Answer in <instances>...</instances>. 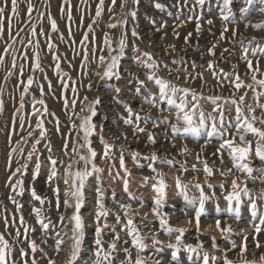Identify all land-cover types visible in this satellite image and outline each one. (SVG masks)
<instances>
[{"label":"rangeland","instance_id":"obj_1","mask_svg":"<svg viewBox=\"0 0 264 264\" xmlns=\"http://www.w3.org/2000/svg\"><path fill=\"white\" fill-rule=\"evenodd\" d=\"M29 3L34 6L31 17L27 14ZM98 4L99 0H68V3H65V0H17L18 15L13 16L10 12V0H8L5 17L0 21L3 26V31L0 32V58L3 59V64L0 65V90H2L5 105V111L3 115H0V234L10 245L9 264H13V261L15 264H25V261L27 264H32L33 258L36 264H49V260H55L56 264H66L70 254L69 237L72 227L67 217L72 214L73 209H65L64 201L67 199L69 203H73V200L70 196H65L66 192L71 191V179L69 184L64 183L65 173L70 164L73 171L84 167L82 160L79 164H73L74 160H79V156L72 151V148L78 142L83 143V131L79 128L80 117L89 114L87 105L97 97L101 99V104L97 106L98 115L93 117V123L97 125V129L90 140L92 147L98 153L94 162L104 171L98 175L93 174L85 185L87 202L82 212L85 215L87 227L84 251L79 264H91L94 259L90 249L96 226L93 222V207L97 187L103 191L104 204L109 210L106 221L109 228H105L103 233L105 247H108L116 233L120 236V240L117 241V250L113 253V264H120L121 261H125L126 264L124 248L131 251L133 260L137 255V249L132 245V237L128 235L127 229L123 228L128 216H131L140 235L144 238V243L148 246L144 252L140 253L147 264H153L157 260H160L162 264H203L205 252L209 254V264H223L225 255L232 264H242L240 248H232L230 240L240 245L244 232L248 233V250L244 253L243 259L261 264L260 257L264 255V231L255 237V240L260 243V247L257 248L254 240V224L259 223V217L251 216L249 198L243 197L242 194L244 201L241 208L242 218L237 221L226 211L228 202L225 197L232 190V180L239 177L237 182L243 187L242 182L246 181L252 193V200L260 205V212L264 213V200H260L257 196L264 191V178L256 171L253 172L252 178L240 173L233 166L227 150H221L223 164L217 158L219 153L217 156L212 155L224 139L235 135L233 126L236 111L231 100L239 101L240 96L244 95L245 99L240 107L249 117L253 113L248 112V107L255 109L254 115L257 117L255 126L264 127L259 123V120L264 118V112L258 106L264 104V96L259 100L255 98V94L264 92V88L252 79L257 61H259L260 71L255 73L256 79H264V54L258 51L264 48V30L251 26L264 23V14L259 11V8L264 6L261 5V0H255L254 5L251 6L247 5L245 0H233L230 5L233 15L229 21L222 19L223 0H204L203 4H200L199 0H139L138 4L133 3V0H127L126 5L123 4V0H116L114 6L111 0H104V10L97 18L95 13ZM156 4L162 7L157 8ZM242 8H247L248 11L242 12ZM132 11L136 12L135 18L130 15ZM69 12H71V19L68 18ZM52 20L57 23L58 30L55 32L51 30ZM208 20H212L213 23H207ZM121 21L126 23H120ZM109 24H117V27L109 28ZM89 25L93 31H89ZM197 27L200 28L199 32L196 31ZM225 27L229 31L224 33L225 38L221 39V33ZM33 29H35V35H33ZM133 29L136 30L137 36L132 35ZM189 33H191L190 36ZM105 34L109 36L112 41L111 47L116 51L110 53L108 46L103 43ZM84 35L88 36L87 41L83 40ZM122 36L126 40V47L125 55L120 61L121 79L113 78L110 81L101 79L110 56L116 55L119 51V41ZM49 44L54 45V48L50 50ZM213 45H215L214 48ZM137 48L139 52L135 51ZM244 48L248 49V60L253 63L252 69L247 67V61L243 59ZM210 49L215 53L214 55L211 54ZM254 50L255 55H253ZM145 52L150 53L159 65L155 72L157 77L170 81L177 87H189L198 94L202 93L204 97L221 98L217 104L222 106L221 110L224 114L223 127L226 130L224 137L208 135L213 117L217 127L220 128L217 105L212 104L209 99L199 101L200 110L205 113L208 124V128L199 136L173 134L170 126L165 123L153 126L151 120L160 121L166 118L171 123H175L177 109L169 105L166 100H162L159 95V86L147 79L152 70L144 65L136 64L134 59L136 56L147 60V57L143 55ZM37 53L42 71L35 68ZM85 55L87 60L84 58ZM100 56L105 57L106 63L103 65L100 62ZM13 61H15V67H13ZM57 63L60 65L59 76L55 67ZM209 63L212 64V69H209ZM193 64L196 66L193 67ZM129 69L139 80L145 81L147 89L155 98L153 103L143 99V96L147 95L144 89H142V95L137 96L133 85L127 83L133 78L129 74ZM185 70L193 75L186 76ZM196 73L203 75L197 76ZM29 75L34 77V82L28 93L23 94ZM236 75H239L245 85L238 90L233 83ZM21 80L24 81L23 84L20 83ZM49 82H51L50 87ZM62 84L68 87L65 89ZM247 85L251 87H246ZM39 86H43V94ZM116 87L121 89L119 94L114 91ZM72 89H75V92ZM22 94L24 108L17 112ZM180 95L182 93L178 94V103ZM114 96L127 101L134 112H138L141 117H151L147 124L143 119L139 121L140 127L144 128L145 132L137 133L132 126L123 123L120 117L126 116L127 113L122 104L113 100ZM84 97L88 99L85 100ZM65 98L68 100L67 107L64 105ZM40 99L45 101L47 112H44L43 105L35 103ZM225 101L229 102L225 103ZM34 104L35 108L40 110L36 114H33ZM40 120H43L44 128L47 129L43 137L40 136L41 129L37 128ZM57 121L59 130H57ZM73 124L77 127L74 128ZM101 124H103L102 129ZM148 134L155 137V144L149 142ZM101 137L114 145L110 154L111 159H105L101 155L103 151ZM246 139H252V137L248 135ZM37 140H40L38 145L35 144ZM65 143L68 144L67 150L63 148ZM34 145L37 151L33 153L32 160L28 161V153L33 151ZM46 145H50L51 152ZM185 145L189 149L187 152L182 151ZM121 148H123L125 167L131 173L126 177L129 181V191L136 197L142 198L143 204L139 200L130 199L123 190L120 177H124L125 173L119 161ZM12 149L16 151L13 152ZM78 152L80 155L88 156L87 147L78 148ZM133 153H139L136 160L132 159ZM153 154L158 159L152 166L157 172L164 174V180L168 185L166 190L168 198L160 211L168 214V222L173 228L187 229L182 238L178 261L172 260L171 253L174 249L168 247L169 244L176 243L177 233L170 235L159 227V220L152 212L154 205L152 180L145 182L143 179L145 176L156 175L149 167L150 159H146ZM49 155L57 160V176L51 185L46 183V177L51 168ZM9 157L11 158L10 168ZM37 159L41 163V173L35 181H32L33 165ZM165 159L172 160L173 164L160 163ZM250 159V166L254 169L264 167V163H261L254 154ZM203 160H207L209 167L213 169L212 176L204 173L201 163ZM26 162L28 163L27 171L22 169V174L17 173L12 176V172ZM182 164L187 171L181 169ZM117 173L120 176H117ZM10 177L11 183H9ZM177 177L182 184L187 185L188 196L196 198L197 203L189 204L178 194ZM17 179L24 181L22 194L19 188L13 191ZM197 183L201 184L205 194L211 197L206 201L208 216L201 217V234L199 235L195 231L194 219L191 225L188 223L199 206L200 191L195 187ZM208 184L214 187L209 189ZM220 184L224 185L223 189L219 187ZM57 186L60 189L59 208L56 207V197L53 194V189ZM33 187L38 195L45 198L44 204H40L32 197ZM113 191L116 193L115 198L112 196ZM122 204H130L131 208L125 209L121 206ZM217 205L221 209L220 212L215 211ZM35 208L41 209L39 219L49 223L48 229L41 227ZM61 215L66 217L63 222L59 219ZM117 215L120 217L119 222L115 219ZM214 218L221 220L222 227L225 223L232 225L234 234L231 235L230 240L225 239L215 229ZM103 223L102 220V225ZM112 229L115 231L113 232ZM65 231L68 232V236L64 235ZM56 233H60L65 241L59 251L55 249ZM213 236L217 245L215 248L212 246ZM153 237L161 243L155 244ZM31 241L37 244L35 253L31 251ZM200 244L203 245L202 248L197 247ZM189 245L197 248V251L189 252ZM21 250L28 255H22Z\"/></svg>","mask_w":264,"mask_h":264},{"label":"snow or ice","instance_id":"obj_2","mask_svg":"<svg viewBox=\"0 0 264 264\" xmlns=\"http://www.w3.org/2000/svg\"><path fill=\"white\" fill-rule=\"evenodd\" d=\"M65 3H68V0H65ZM112 5L114 6L116 4V0H111ZM133 3L138 4L139 0H133ZM200 4L204 3V0H199ZM233 3V0H223L224 10L222 11V19L224 21H229V18L233 15L232 8L230 5ZM245 3L247 5H254L255 0H245ZM123 4H127V0H123ZM10 12L13 16L18 15V9H17V0H10ZM261 5H264V0H261ZM8 6V0H0V21H2L5 17L6 7ZM157 8H161L162 5L156 4ZM34 10V6L29 3L28 4V10L27 14L29 17H31V13ZM104 10V0H99L98 7L96 9V17H100L102 12ZM123 11V7H122ZM242 12L248 11L247 8H242ZM260 13L264 14V6H261L259 8ZM130 15L135 18L136 12L132 11ZM68 18L71 19V12L68 13ZM95 22V21H93ZM120 23H126V21H121ZM207 23L212 24V20H208ZM254 28L264 30V23H257L251 25ZM109 28H115L117 27V24H109ZM51 30L57 31V23L55 20L51 21ZM3 31V26L0 24V32ZM89 31H93L91 25H89ZM159 31V29H157ZM197 32L200 31V28L197 27ZM229 29L225 27L223 29V32L221 33V39H224V33H227ZM33 35H35V29L32 30ZM235 34V33H233ZM126 35V34H125ZM132 35L137 36V32L135 29L132 30ZM191 33H189V36ZM84 41L88 40V36L84 35L83 38ZM103 43L108 46L110 53L113 51H116L115 49H112L111 44L112 41L110 40L109 36L107 34L104 35ZM243 43V42H241ZM49 49L51 50L54 48V45L49 44ZM125 47H126V40L122 36V38L119 41V51L116 55H111L110 60L106 63L105 57L100 56V62L101 64L106 63V69L101 76V79L105 80H112L115 78L116 80L121 79L120 75V61L122 57L125 55ZM215 45H213V48ZM136 52H139V49H135ZM258 51L262 54H264V48L258 49ZM211 54H215L210 49ZM256 54V51L254 50L253 55ZM144 57H147V60H142L140 56H136L135 62L138 65H144L148 69H151L152 71L147 76V79L149 81H154L156 85L159 86V95L162 100H166L167 103L171 106H175L177 109L176 115H175V123H171L166 118L160 121L157 120H151L150 116L147 117H141L138 112H134L133 108L129 105L127 101L120 100L118 96H114L113 100L116 103L122 104L124 107L125 112L127 113L126 116H121V120L125 125H130L133 127V130L137 133L145 132V129L140 127L139 121L142 119L144 120V123L147 124L150 120L153 126H158L159 123H165L168 124L171 128V132L173 134H191L192 136H199V134L208 128V124L206 123L205 113L200 110L199 101L201 99H209L211 100L212 104L217 105L216 111L220 114V128L217 127V123L215 118H212L211 123V131L208 132L209 136L212 135H219L221 137H224L225 135V129H224V114L221 110L222 106L218 105L217 102L221 99L220 97H204L201 94H198L195 90L189 88V87H177L173 85L170 81H166L162 78H159L155 75L156 70L158 69L159 65L156 63L155 60H153L150 53L145 52L143 53ZM85 60H87V56L85 55ZM57 61L59 60V57H56ZM243 59L247 61V67L249 69L253 68V63L251 60H248V49L244 48V56ZM175 62V61H174ZM3 64V59L0 58V65ZM196 65L193 64V67ZM13 67H15V61H13ZM56 71L57 75H60V65L59 63L56 64ZM212 64L209 63V69H212ZM35 68L40 69V59L39 54H36L35 57ZM42 71V69H40ZM222 71V70H221ZM259 61H257V67L253 70V76L252 79L256 81V83L264 88V79H256V72H259ZM11 73H9L10 75ZM129 74L133 77L132 79L128 80L127 83L133 85L134 92L137 96L142 95V89L147 93V95L143 96V99L148 103L154 102V96L151 93L150 90L147 89L145 81L139 80L138 77L135 76L134 73L131 72L129 69ZM186 76H192V73H188L187 70H185L184 73ZM22 75V71H21ZM67 75L66 73L64 74ZM97 75H100V73H97ZM195 75L201 76L202 73H196ZM7 79V78H5ZM34 82V77L32 75H29L27 77V84L24 87L23 94H27L29 91L30 86ZM21 84L24 83L23 80L20 81ZM235 88L238 90L241 87H245L243 84V81H241L239 75L235 76V81H233ZM51 86V82H49V87ZM63 88H67L68 85L62 84ZM246 87H251V85H247ZM89 88H91V85H89ZM39 90L41 94H43V86H39ZM73 92H75V89H72ZM115 93L119 94L121 89L119 87H116L114 89ZM179 96V103L177 102L178 94H181ZM23 94L21 95V102H20V108L16 109L17 112H19L21 109L24 108L23 103ZM246 95V94H245ZM264 96V92H257L255 94V98L259 100L260 97ZM190 97V99H189ZM85 100H87V97H84ZM245 96L242 95L239 98V101L233 99L231 100V104L235 105V124L233 126L235 135H232L230 138H226L223 140V142L219 145V148L216 150V152H213V156L218 155V159L220 160L221 164H223V152L221 150H227V154L230 157L233 166L242 174H246V177L252 178L253 172H259L261 177L264 178V167L259 169H254L251 167V159L250 157L254 154L255 157L259 158L261 163H264V127H256L255 123L257 122V117L254 115L255 109H253L251 106L248 107V112L253 113L251 117L248 115H245L244 110L240 107V105L244 102ZM229 101H225L227 103ZM35 103H38L40 105L44 106V112H47V106L45 105V101L43 99H40L38 101H35ZM101 104V99L99 97L93 99L90 101L87 105V111L88 115L80 117L81 124L79 125V128L83 131V143H77L73 146L72 151L76 153L79 156V160H74L73 164H79V162L82 160L84 161V167L83 169L77 168L75 171L72 170V165L70 164L68 166V169L65 173L66 178L64 179V183L67 185L69 184V179H71V191L66 192L65 196H70L73 200V203H69L67 199L64 201V207L65 209L72 208L73 212L70 216L67 217V220L69 224L72 225L70 231L71 236L69 239L71 240L70 247V254L66 261V264H79L81 259V254L84 251V241L86 237V218L85 215L82 212V209L85 208L86 202H87V196L85 192V185L88 181V178L93 176V174H100L104 171V169L98 167L95 164V158L97 157L98 153L96 150L92 147V142L90 140V137L95 133L97 129V125L93 123V117H96L98 115L97 112V106ZM64 105L67 107L68 100L67 98L64 99ZM73 105H75V100H73ZM259 108L262 112H264V104H259ZM5 111V105L4 100L2 99V90H0V115H3ZM39 109L35 108V104L33 105V114H36L39 112ZM83 111V109H82ZM54 115V114H53ZM232 123L231 121L229 122ZM259 123L261 125H264V118H261L259 120ZM22 127V125H21ZM73 127H77L75 124H73ZM101 129L103 128V124L100 125ZM37 128L41 129L40 136L43 137L47 129L44 128V122L43 120H40L37 123ZM57 130H59V122L57 121ZM31 135V133H29ZM79 135V133H78ZM250 135L252 139H246V136ZM148 140L150 143L155 144L156 139L153 135L148 134ZM101 144L103 145V151H102V157L105 159H111V153L114 148V145L110 144L107 140H105L103 137L100 138ZM239 141V142H237ZM40 143V140H37L35 142L36 145ZM48 147V151L51 152L50 145H46ZM87 147L88 156L80 155L78 152V148H84ZM64 150H67L68 144L65 143L63 145ZM13 152L16 151V149H12ZM36 146H33V151L28 153L27 160L31 161L33 157V153L36 152ZM183 152L189 151L187 146L185 145L182 149ZM120 167L124 169L125 176L120 177L123 183V190L125 193H127L128 197L132 200H139L141 204H143V199L136 197L132 192L129 191V181L126 178L128 175H131V173L128 172V169L125 167L124 163V155H123V148L120 150ZM139 156V153H133L132 159L136 160ZM199 155H197V159H199ZM146 159H150L151 163L149 164V167L152 168V171L156 173L153 177L145 176L143 179L145 182H147L149 179L152 180V190L154 192V205L152 206V212L153 214L158 218L159 220V227L166 233L172 234L177 233L176 235V243L175 244H169L168 247L174 249V251L171 253V258L173 261H178V256L181 251V244H182V238L187 231L186 228L180 227V228H173L169 222H168V214L166 212L160 211L166 201H167V188L168 185L164 180V174L157 172L156 168L152 165L157 161L158 157L153 154L151 157H146ZM48 160L50 161V172L46 177V183L51 185V182L53 179L57 176V160L53 159L51 155L48 156ZM160 163L172 165V160H162ZM203 164V171L207 176L213 175V169L209 167L207 160L201 161ZM9 168L11 166V158L9 157L8 160ZM90 165V169H89ZM193 168H195V165H193ZM22 169L26 172L28 169V163L21 165L20 167H17L14 172H12V176H15L17 173L22 174ZM181 169L184 171H187V168L184 167V165H181ZM41 173V163L39 162V159H37V162L33 165V170L31 174L32 181H35ZM229 173H231V168H229ZM224 175V173H221ZM117 176H120L119 173H117ZM158 177V178H157ZM240 179L237 177L236 179H233L231 182V192L225 197V200L228 202V206L226 211L230 214V216L239 221L241 220V208L244 203L242 199L243 197H248V203L250 205V212L252 217H259V223L254 224V240L255 237L258 236L262 231H264V213L260 212V205H258L254 200H252V193L251 190L247 187L246 181H243V187L241 186V183H238L237 180ZM9 183H11V177L9 178ZM24 181L23 179H17L16 184L13 186V191H15L17 188H19L20 193L22 194L24 191L23 188ZM195 187L200 191V197L198 199V208L196 209L194 213V217L192 219H189L188 223L191 225L193 223V219L195 222V231L199 235L201 234V217H207L208 216V210L206 209V201H208L211 197L205 194L204 187L197 183ZM207 187L209 189H212L214 186L212 184H208ZM219 187L221 189L224 188L223 184H220ZM176 188L178 189V194L183 197L185 201H187L189 204H195L197 203L196 198H192L188 196L187 193V185L182 184L179 177L176 178ZM96 199L95 204L93 207V222L95 223V229H94V238L91 242V254L94 257V259L91 261V264H113V253L117 250V241L120 240V236L118 233L115 234L114 238L108 245V247H105V241L103 240V233L105 228H109V225L106 223L107 218L109 216V210L104 204V193L103 191L97 187L96 188ZM53 194L56 197V207H60V189L59 187H55L53 189ZM31 195L36 200L39 201L40 204H44L46 202L45 198H43L41 195L37 194V191L35 187L31 189ZM113 198H115L116 193L115 191L112 192ZM258 198L260 200H264V191H261L257 194ZM13 203H15V200H13ZM123 208H131L130 204H122ZM35 214L38 218V222L40 223L41 227L43 229H48L49 223H45L44 219H39L41 217V209L35 208L34 209ZM216 212H220L221 209L219 208V205L216 206L215 209ZM127 216V212L125 213ZM65 216H60V221L63 222L65 220ZM115 219L117 222L120 221L119 215L115 216ZM102 220L104 221L102 225ZM21 222H23V218L21 217ZM215 223V229L225 237V239H229L231 235L234 234V229L231 224L225 223L222 227L221 220L218 218H214ZM54 227V225H53ZM123 228L127 229L128 235L132 237V245L137 249V255L135 259L133 260L132 253L128 248H124L123 251L126 254L127 260L126 264H147L146 260L140 255V253L144 252L147 249V245L144 243V238L140 235L139 229L137 228L136 224L134 223L131 216H128L127 223L123 225ZM209 228H211V225H209ZM114 232L115 230L112 229ZM17 235H19V232H17ZM65 236H68V232L65 231ZM57 240L55 243V249L57 251L60 250L61 246L65 243L63 237L60 236V233H56ZM247 240H248V233L244 232L242 235V242L240 245H237L235 241H231L232 248L239 247L240 248V256L242 258V264H256V262H250L245 259H243L244 253L247 252L248 246H247ZM153 241L155 244H160L161 241L155 239L153 237ZM256 247H260V243L258 240H255ZM212 246L215 248L217 247L215 243V237H212ZM198 248H202L203 245L200 244L197 246ZM9 249L10 245L8 244V241L4 239V236L0 234V264H9ZM31 251L32 253H35L37 251V244L35 241H31ZM189 252H195L197 251V248H193L191 245L188 246ZM22 255L27 256L28 253L23 252L21 250ZM213 259H216L213 257ZM261 264H264V255L260 257ZM13 264L15 262L13 261ZM25 264H27V261H25ZM32 264H36V260L33 258ZM49 264H56L55 260H49ZM120 264H125V261H121ZM153 264H162L160 260L154 261ZM203 264H209V254L205 252L203 254ZM223 264H232V261L228 260L226 255L223 261Z\"/></svg>","mask_w":264,"mask_h":264},{"label":"bare ground","instance_id":"obj_3","mask_svg":"<svg viewBox=\"0 0 264 264\" xmlns=\"http://www.w3.org/2000/svg\"><path fill=\"white\" fill-rule=\"evenodd\" d=\"M108 123V122H107ZM62 147V146H61ZM109 198V197H108Z\"/></svg>","mask_w":264,"mask_h":264}]
</instances>
